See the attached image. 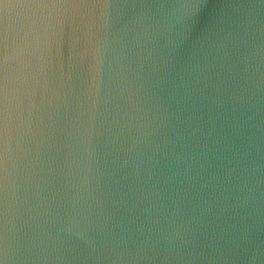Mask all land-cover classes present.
<instances>
[{
	"label": "water",
	"instance_id": "95a60500",
	"mask_svg": "<svg viewBox=\"0 0 264 264\" xmlns=\"http://www.w3.org/2000/svg\"><path fill=\"white\" fill-rule=\"evenodd\" d=\"M0 264H264V0H0Z\"/></svg>",
	"mask_w": 264,
	"mask_h": 264
}]
</instances>
